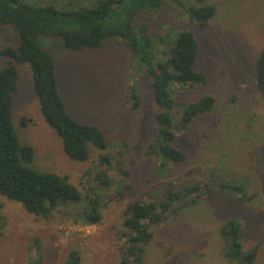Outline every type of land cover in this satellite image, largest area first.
Returning a JSON list of instances; mask_svg holds the SVG:
<instances>
[{"label": "rangeland", "instance_id": "obj_1", "mask_svg": "<svg viewBox=\"0 0 264 264\" xmlns=\"http://www.w3.org/2000/svg\"><path fill=\"white\" fill-rule=\"evenodd\" d=\"M181 1L186 7L215 5L217 14L208 27L198 29L183 7L172 4L139 22L148 21L156 39L191 29L200 42L198 70L207 76L208 84L174 86L176 122L183 106L205 95L217 102L212 112L195 119L189 129H177L175 144L188 159L171 164L164 173L145 155L157 135L152 82L137 76L141 99L134 109L129 89L134 74L132 54L120 41L75 52L59 37L40 36L41 45L58 62L61 91L70 113L98 125L107 136V149L91 147L86 162L67 156L61 138L41 114L31 67L18 65L20 90L14 118L23 143L36 150L33 167L68 177L84 201L80 207H61L47 219L0 195V264H34L38 257L42 264H67L74 251L80 253V264H121L130 204L159 200L160 190L170 182L183 188L217 180L213 175L248 181V194L256 197L241 203L232 193H215L172 213L154 228L142 264H234L226 255L227 242L221 233L229 220L240 222L245 251L261 245L255 264H264V95L258 88L256 68L264 49V0ZM63 4L58 0L56 6ZM19 44V32L0 22V49ZM1 62L7 66L10 60L1 57ZM92 198L99 200L102 220L86 225L77 212L90 207Z\"/></svg>", "mask_w": 264, "mask_h": 264}, {"label": "trees", "instance_id": "obj_2", "mask_svg": "<svg viewBox=\"0 0 264 264\" xmlns=\"http://www.w3.org/2000/svg\"><path fill=\"white\" fill-rule=\"evenodd\" d=\"M62 1L66 5L59 8L56 6L58 0L44 5L24 0H0V22L14 27L20 35L17 47L0 49V195L21 203L28 213L47 219L61 207H80L84 196L68 177L33 167L36 150L23 143L14 118L16 95L20 90L18 65L29 64L31 67L41 114L61 138L70 159L86 162L91 147L106 150L108 140L98 125L70 113L61 91L58 62L53 53L41 45L40 36L59 37L66 48L75 52L100 48L113 39L130 51L134 74L129 89L134 109L140 106L141 99V83L137 76H146L152 82L158 108L157 135L145 155L163 173L171 164H182L188 159L175 144L179 138L177 129H189L195 119L212 112L217 102L215 97L205 95L183 106L180 121L176 122L174 86L186 88L208 84L207 76L198 70L200 42L191 29L169 32L166 38L156 39L151 24L139 22L143 16L160 12L165 5L176 4L184 8L191 23L198 29H205L217 14L215 5L203 3L186 7L181 0ZM1 57L10 60L7 66L2 64ZM256 65L258 88L264 95V49ZM213 176L217 180L183 188L170 182L160 190L159 200L130 204L125 213L127 231L122 235L121 264H142L146 247L154 237V228L172 213L196 204L205 195L229 192L241 203L251 202L256 197L248 194L250 186L246 180ZM77 213L86 225H97L102 220L98 199L92 198L90 207ZM1 228L3 222L0 221ZM221 233L226 239V255L231 262L255 264L261 245L257 244L249 251L243 249V229L239 221L229 220L222 226ZM80 262V253L74 251L67 264ZM34 264H42V259L38 257Z\"/></svg>", "mask_w": 264, "mask_h": 264}]
</instances>
